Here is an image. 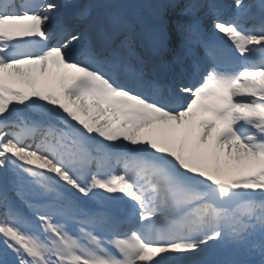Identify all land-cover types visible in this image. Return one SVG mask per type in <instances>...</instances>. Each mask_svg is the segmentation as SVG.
<instances>
[{
  "label": "snow or ice",
  "instance_id": "6c2138e0",
  "mask_svg": "<svg viewBox=\"0 0 264 264\" xmlns=\"http://www.w3.org/2000/svg\"><path fill=\"white\" fill-rule=\"evenodd\" d=\"M0 264H264V0H0Z\"/></svg>",
  "mask_w": 264,
  "mask_h": 264
},
{
  "label": "rangeland",
  "instance_id": "374dc122",
  "mask_svg": "<svg viewBox=\"0 0 264 264\" xmlns=\"http://www.w3.org/2000/svg\"><path fill=\"white\" fill-rule=\"evenodd\" d=\"M109 2L131 6V5H135L136 3H138L139 0H110ZM82 3L87 5L89 3V0H84V2H82ZM133 12H134V7H127L123 11L120 12L118 18L112 19V18L107 17L106 19L103 20L104 16H101L100 22H101V24L110 23V24H113L116 29L124 30L123 25L127 20H130L129 16L130 17L133 16ZM146 15L147 16L145 17V19L148 18L147 20H149V19L151 20L149 15L148 14H146ZM133 18H134V21H132V22H134L137 29H139L141 26L148 28V26L146 24V20L144 22H142L141 18H139L138 20H137L136 16H134ZM131 20H133V19H131ZM126 30H127V28H126Z\"/></svg>",
  "mask_w": 264,
  "mask_h": 264
}]
</instances>
